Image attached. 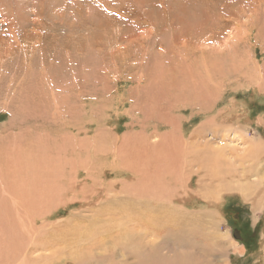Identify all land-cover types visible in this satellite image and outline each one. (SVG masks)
<instances>
[{
	"label": "rangeland",
	"instance_id": "obj_1",
	"mask_svg": "<svg viewBox=\"0 0 264 264\" xmlns=\"http://www.w3.org/2000/svg\"><path fill=\"white\" fill-rule=\"evenodd\" d=\"M147 149L176 158L167 169L190 182L184 209L207 225L194 250L218 252L223 233L245 245L232 264L262 260L257 197L243 204L222 179L264 160V0H0V218L7 198L21 202L11 187L31 183L36 169L73 163L92 168L95 182L121 183L112 170ZM53 205L47 223L59 228L79 210L92 215ZM240 226L250 231L244 242L232 232ZM18 235L10 252L27 254L15 262L39 264ZM58 257L45 264H63Z\"/></svg>",
	"mask_w": 264,
	"mask_h": 264
},
{
	"label": "bare ground",
	"instance_id": "obj_2",
	"mask_svg": "<svg viewBox=\"0 0 264 264\" xmlns=\"http://www.w3.org/2000/svg\"><path fill=\"white\" fill-rule=\"evenodd\" d=\"M168 139L174 137L163 138L161 143L170 144L172 141ZM217 152L221 151L218 149ZM136 153L129 159L126 153L125 166L112 170L111 173H114L115 177L124 176L121 183L98 182V179L95 182L92 168L74 166L73 163H67L68 165L65 166L62 163L60 168L57 161L56 166L60 169L55 165L46 169L42 166L45 170L40 174L36 169L33 175L36 178L32 177L31 183L20 185L18 183L16 190L11 187V191L21 202L14 200L13 203L8 204V199H12L10 195H7L8 203L3 200V210L9 211V217L0 218V264H27L25 260L15 262L19 253L25 257L27 252H10L13 246L10 247L7 243L11 237L15 240V235L19 236V233L21 239L19 236L15 243L23 242L26 238L29 245L27 246L31 250L34 249L39 264L54 261L58 256L63 264H222V260L223 264H232L230 261L232 255H237L239 258L246 255L243 243L241 245L236 241L232 242L223 233V247H220L218 252L206 247L194 250L193 245L197 243L198 237L202 235L207 225L184 209L186 203L193 199L190 189L180 192L189 188L190 182L186 180L189 177L184 178L186 181H182L178 169H167L174 165L176 158L171 157L163 149L153 152L149 149L138 150ZM53 162L55 163L54 160ZM73 162L76 163L75 159ZM240 166L241 164L237 166L239 168H231L230 176L233 184L229 183L230 179L229 181L222 179V182L227 187L228 184L233 186L230 187L231 190L235 191L243 204L254 200L256 196L254 208L264 213V160L256 164ZM246 166L252 167L248 170L249 167ZM79 169L85 173V178L82 180H79L83 174ZM66 174L69 183L64 181V184H67L65 186L61 181L63 178L67 180ZM180 180L183 185L179 187L177 185L180 184ZM209 184L212 186L211 183ZM219 187L218 195L222 192L223 183ZM66 194L70 195L69 200ZM63 195L67 200L62 202L60 199L64 197ZM112 198H117V202H110V208L109 204L100 203ZM55 203L81 204V207L92 215L87 219L79 218V210L78 215L75 213V216L67 219L68 223L64 224L66 227L59 228L61 224L56 227L54 223L55 229L53 228L49 233L51 223H47V219L52 215L49 211L58 208L53 205ZM33 205L37 208H33ZM97 206L103 210H98ZM11 219L17 223V225L13 223L17 226L14 227L17 230L4 232V222ZM210 223L215 226L213 222ZM50 234L54 235L56 240L49 236ZM258 239L262 260L256 263L264 264V231L259 232ZM47 252L48 256L54 258L44 257L43 253ZM30 255L31 252L28 251V256ZM209 258H212V261Z\"/></svg>",
	"mask_w": 264,
	"mask_h": 264
},
{
	"label": "flooded vegetation",
	"instance_id": "obj_3",
	"mask_svg": "<svg viewBox=\"0 0 264 264\" xmlns=\"http://www.w3.org/2000/svg\"><path fill=\"white\" fill-rule=\"evenodd\" d=\"M234 222H236V221H234ZM232 232H233L234 235H236V233L237 234L239 233L238 234V237H237V238H239L238 241L244 242V241L248 240L251 237L249 235L250 231L248 230V227L247 226H240L239 227V232H238V230H235V228H233L232 229Z\"/></svg>",
	"mask_w": 264,
	"mask_h": 264
}]
</instances>
